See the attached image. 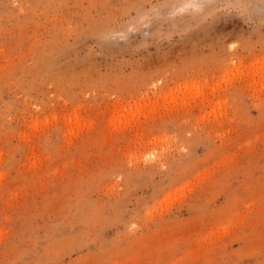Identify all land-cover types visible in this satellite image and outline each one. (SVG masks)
<instances>
[{"label":"rangeland","instance_id":"obj_1","mask_svg":"<svg viewBox=\"0 0 264 264\" xmlns=\"http://www.w3.org/2000/svg\"><path fill=\"white\" fill-rule=\"evenodd\" d=\"M0 264H264V0H0Z\"/></svg>","mask_w":264,"mask_h":264}]
</instances>
